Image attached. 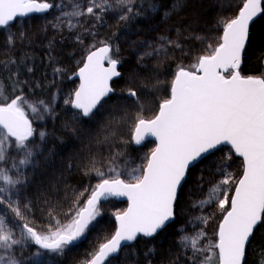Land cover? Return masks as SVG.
<instances>
[{
  "label": "trees",
  "instance_id": "obj_1",
  "mask_svg": "<svg viewBox=\"0 0 264 264\" xmlns=\"http://www.w3.org/2000/svg\"><path fill=\"white\" fill-rule=\"evenodd\" d=\"M43 1L52 5L56 2ZM244 1L137 0L133 19L124 25L117 41L118 54L113 53L112 41L101 42L110 46V55L119 61L121 77L112 82V94L88 119L71 108V97L77 88L72 76L87 53L79 49L76 36L59 24L48 27L46 16L16 20L0 30V106L22 96L51 108L53 94L61 95L53 118L45 125L49 135L39 148L25 191L31 213L25 224L38 233L48 234L58 224L71 223L97 185L94 180L89 182L91 176L101 174L116 160L134 163L140 159L143 149L148 155L151 153L155 147L153 142L148 141L141 147L133 145L138 117L154 118L162 100L170 97L175 73L180 68L194 70L191 66L201 55L207 54L200 51L203 47L197 40L203 42L216 36L214 47L218 46L224 23L237 16ZM105 24L107 29L104 25L99 27L98 35L104 33L105 37L113 33L116 23ZM192 52L186 64L180 63ZM161 54L166 56L151 62ZM263 59L264 15H260L249 29L239 69L241 75L263 76ZM56 69L60 73L54 77ZM127 76L133 77L135 96L129 94V89L120 88ZM69 132L76 137L74 141L69 138ZM223 148L189 169L174 204V219L165 229L153 238L139 237L106 264H180L188 242L182 238L196 231L201 201L208 198L210 187L219 183L215 168L228 151L227 147ZM134 168L130 165V169ZM89 184L91 189L85 194ZM232 193L233 189L229 200ZM75 203L76 211L73 210ZM98 207L100 214L88 226L95 224V230L88 233L87 228L77 243L66 246L61 253L44 252L53 256L55 264H88L100 245L111 238L115 215L124 210L126 204L107 198L101 200ZM228 209L227 204L223 215H216V225ZM261 228L264 229V222L255 229L246 253L257 244L256 233ZM92 234L96 236L94 241L90 240ZM263 245L264 237L258 242L259 249ZM36 250L31 241L17 256L30 259ZM201 256L195 254L193 259L199 262Z\"/></svg>",
  "mask_w": 264,
  "mask_h": 264
},
{
  "label": "snow or ice",
  "instance_id": "obj_2",
  "mask_svg": "<svg viewBox=\"0 0 264 264\" xmlns=\"http://www.w3.org/2000/svg\"><path fill=\"white\" fill-rule=\"evenodd\" d=\"M125 2L120 0V3ZM52 7V4L38 0H0V28L9 26L17 17ZM95 7L99 5L88 6L87 13L95 14ZM81 14L72 13L75 16ZM260 15H264V0H245L238 16L224 23L218 46L201 55L191 66L194 70L180 68L175 73L170 97L162 100L154 118L138 117L134 125L135 143L141 144L146 137H154L156 141L142 167L134 168L126 180L120 178L121 173L116 167L111 168L114 176L102 179L95 186L86 207L76 213L71 223L58 224L48 234L38 233L25 224V238L48 252L61 253L66 246L77 242L100 214L101 199L126 197L128 207L116 214L118 228L115 234L100 245L89 261V264H105L110 256L120 251L122 244L134 242L141 235L153 237L174 219V203L189 167L211 150L219 148L223 151L221 146H230L229 153L243 161V174L236 181L235 193L230 200L227 195L219 196L222 190L227 192L221 185H227L233 179L231 173L224 172L219 183L210 187L208 198L202 200L201 205L216 201L221 210L226 204L230 205L219 225L218 242L209 244L207 250L218 249L213 252L217 264H243L246 245L257 225L264 222V76L245 77L239 71L250 23ZM110 51L105 45L90 52L87 62L79 70L81 83L72 106L84 117L90 116L112 91L109 81L120 75L117 71L119 61L109 55ZM105 61L109 64L107 68ZM129 94L136 95L135 91ZM24 102V97L16 96L0 106V161L5 159L10 138L14 147L23 152L19 164L26 165L33 155L29 141L34 129L22 106ZM40 111L32 106L33 113ZM39 135L43 139L44 133ZM3 180L6 184L18 182L8 176ZM3 191L0 188V192ZM3 203L0 200V204ZM12 211L21 215L17 208ZM202 235L198 233L191 238L194 252L201 251L197 244ZM182 239L188 241L189 237ZM20 242L0 219V248L11 250ZM211 259L208 257L209 264ZM5 264L17 262L7 257Z\"/></svg>",
  "mask_w": 264,
  "mask_h": 264
},
{
  "label": "rangeland",
  "instance_id": "obj_3",
  "mask_svg": "<svg viewBox=\"0 0 264 264\" xmlns=\"http://www.w3.org/2000/svg\"><path fill=\"white\" fill-rule=\"evenodd\" d=\"M38 1L44 2L43 0ZM136 4H138L137 0H126L125 3H120V0H56V2L53 4V7L49 10L50 13L45 15V22L47 23L48 27L53 23L59 24V26H61L62 28H66L67 31L72 32V34L76 36V39L78 41L77 44L80 46L79 49H85V53L87 52L84 56V60L87 54L90 51L101 46V42L103 41H112L114 44L113 53L114 55H117L119 52V43L117 41L124 28V25H126L133 19ZM91 5H99V7L94 8L95 14H88L86 11L87 7ZM101 8H103L104 10H101ZM129 8H131L132 11H128ZM73 12H80L82 14L79 16H75L72 15ZM121 16H124L126 18L121 19ZM112 21L116 23L115 27L112 30V34H109L108 36L106 35L105 37L103 35L104 33H102L101 35L97 34V29L99 27L103 26L105 22L112 23ZM14 23H12L11 25H13ZM11 25L7 27H10ZM105 25L103 27L107 29ZM7 27L0 28V30L6 29ZM215 39L216 36L215 38L212 37L203 42L198 39V43H200L203 47L200 51L208 54L213 48H215ZM209 45H211L212 47L210 48ZM193 54L194 52L190 54V57L188 56L186 59H182L180 63L186 64L187 61L193 56ZM165 56V54L156 55L155 58L151 59V62L159 58H164ZM58 73L60 72L57 69L54 70V77H56ZM132 78L133 77L127 76L120 88H126L129 89V91H133L135 83L132 82ZM60 96L61 95L56 92L53 94L51 98L53 106L51 108H46L47 106L42 102H33L32 100L24 99L25 102L22 106L24 107L25 114L28 116L34 129V135L30 138L29 141L31 150L33 152V155L29 158V163H27L26 165L19 164V160L23 158L22 150L14 147V141L11 138L7 141L5 159L0 161V188L4 189L3 192H0V200L4 201L3 204H0V219L4 220L5 228L13 234V237L20 240L21 242L17 245H13L11 250L0 248V264H5V260L7 257H11L12 259H14L17 264H55L56 262L51 254H45L44 252L46 251L38 248V250L34 252V255L30 259L23 260L20 259L17 255L22 250L27 248L31 243V240L26 239L24 236L25 229L23 226L25 225V221H28L31 215L28 207V201L25 197V191L29 186L30 176L34 166L35 158L38 155L39 148L45 142L46 137L49 135L48 131L46 130V126L48 121L53 118L52 115L56 107L55 105ZM72 98L73 95L71 97V102ZM32 106H36L37 108L41 109V111L38 113H33ZM44 108H46L47 110L44 111ZM41 132L44 133L43 139H41L39 135ZM68 135L72 141L75 140L76 137L72 132H69ZM147 156V151L143 149L141 150L140 159L134 161V163L131 161H129L128 163V161L126 160L125 162L116 160L109 168L102 172L103 175L94 174L89 179V182L91 180H94V182L98 184L101 182L100 180L104 178H112L114 176V173L110 169L113 167H116L117 171L121 173L120 178H124L126 180L128 179V173L132 172V169H130V165L135 166V168L142 167V165L146 163ZM229 156H231V158H228ZM135 163L136 165H134ZM242 170V161L234 157L232 153H229L227 151L219 165L215 168V175L217 176V179H219V181L221 180L224 172L231 173L233 177V179L230 180L227 185H221L222 189H227V192H224L222 190L219 193V196L221 198L225 195H227L228 197L229 192L231 191V189H234L236 181H238V179L240 178ZM4 176H8L9 179L18 182L14 184H6L3 180ZM90 189L91 185L89 184L85 194ZM76 203L74 204L73 210L76 209ZM200 207L201 208L199 209L200 211L196 219V231L191 234L188 242H186L187 247L185 249V253H183L182 255L180 264H209L208 257L212 258L211 264H217V258L213 254V252H217V249L209 251L207 250V246L209 244H214L217 241L216 234L219 223L217 225L215 224L216 215L222 213V216L224 210L227 207V204L225 205L224 210H221L219 208L216 201H213L211 204L201 205ZM13 208L19 209L21 215L18 216L15 212H13ZM75 211L73 213H75ZM121 212H123V208L118 213ZM93 230H95V224L88 228V233L89 231L91 232ZM198 233H203L197 244V247L200 248L201 251L194 252L191 248V238L196 237ZM256 234L257 235L255 240L259 242V240L264 237V229H259ZM95 239L96 236L92 234L90 236V240L94 241ZM260 250L264 252V245L260 248ZM195 254L202 255V259L200 258L201 260L199 262H196L195 259H193V255ZM124 255L126 256V253Z\"/></svg>",
  "mask_w": 264,
  "mask_h": 264
},
{
  "label": "water",
  "instance_id": "obj_4",
  "mask_svg": "<svg viewBox=\"0 0 264 264\" xmlns=\"http://www.w3.org/2000/svg\"><path fill=\"white\" fill-rule=\"evenodd\" d=\"M39 2V1H38ZM245 2V1H244ZM244 4V3H243ZM242 7H243V5H242ZM242 7L240 8V10L242 9ZM49 10L50 9H48V10H46V11H44V12H40V13H31V14H28L27 16H24V17H17L16 18V20H18V19H25V18H29V17H33V16H45L48 12H49ZM239 10V11H240ZM238 14H239V12H238ZM238 14H237V16H238ZM259 17V16H258ZM258 17L256 18V19H258ZM236 18V17H235ZM255 19V20H256ZM16 20H14L13 22H10V24L9 25H11L12 23H14ZM254 20V21H255ZM252 23L253 22H251L250 23V26L252 25ZM250 26H249V29H250ZM222 34H223V32H222ZM222 34H221V36H222ZM248 41V40H247ZM220 42H221V40H220ZM246 44H247V42H246ZM105 45H101V46H99V47H97L96 49H94V50H92V51H96L97 49H99V48H101V47H104ZM107 46H109V45H107ZM110 47V46H109ZM111 49V48H110ZM92 51H90V52H92ZM244 51H245V49H244ZM244 51H243V53H242V57H243V54H244ZM90 52L88 53V54H90ZM87 54V55H88ZM110 54V53H109ZM87 57V56H86ZM86 57H85V60H84V62H83V65L80 67V68H82L83 66H84V64L87 62V60H86ZM241 64H242V62H241ZM262 66H263V68H264V59H263V62H262ZM104 67H109V64L108 63H106V61L104 62ZM240 67H241V65H240ZM80 68L74 73V75L72 76V79L73 80H76L77 81V88H76V90H75V92H74V94H73V98H72V101H74L75 100V93H76V91H78L79 90V86H80V83H81V80H80V75H79V70H80ZM119 64H117V71L120 73V71H119ZM121 77V73H120V75L119 76H115V77H113L110 81H109V86L112 88V82L113 81H115V80H117V79H119ZM245 77H247V76H245ZM175 78V77H174ZM174 80V79H173ZM112 91H113V89H112ZM112 91L107 95V96H105L102 100H101V102H100V104L99 105H97V108L101 105V103L104 101V100H106L111 94H112ZM71 108L74 110V111H78V112H80V110H78V109H75L73 106H72V102H71ZM97 108L96 109H94L93 110V113L91 114V115H93L94 114V112L97 110ZM158 113V112H157ZM82 115V114H81ZM90 115V116H91ZM90 116H88V117H84V116H82L84 119H88ZM133 135H134V132H133ZM133 135H132V142H133V145L135 146V147H141L142 145H144L146 142H148V141H150V142H153L154 144H155V146H156V141H155V138L154 137H146L145 138V140L141 143V144H136L135 143V141H134V139H133ZM221 147H227V148H230V146H221ZM217 149H214V150H211L210 151V153H207V154H205L202 158H200L197 162H195L193 165H191L190 167H189V169H191L192 167H194L195 165H197L200 161H202L203 159H205L207 156H209V155H211L212 153H214L215 151H216ZM233 154V156L234 157H236V158H238V159H240L241 161H242V158L241 157H238V156H235L234 155V153H232ZM150 155V154H149ZM242 166H243V161H242ZM189 171V170H188ZM188 173V172H187ZM242 174H243V170H242ZM242 174H241V176H240V178H242ZM186 177H187V174H186ZM239 178V179H240ZM185 180H186V178H185ZM184 180V181H185ZM184 181L182 182V185H183V183H184ZM235 187H236V185H235ZM235 187H234V190H233V193H232V196L234 195V193H235ZM180 190V189H179ZM179 190H178V193H179ZM231 196V197H232ZM108 198H110V199H112V200H114V201H117V202H123V203H125L126 204V207H125V209L123 210V212L127 209V207H128V201H127V198L126 197H116V196H110V197H108ZM231 199V198H230ZM101 200H103V199H101ZM175 204V203H174ZM84 207H86V202H85V204H84ZM83 207V208H84ZM229 209H230V205H229ZM228 209V210H229ZM173 211H174V207H173ZM122 213V212H121ZM226 214V213H225ZM224 214V215H225ZM224 217V216H223ZM173 221V219L172 220H170L168 223H167V225H169L171 222ZM222 221H223V218H222V220L220 221V223H219V225L222 223ZM166 225V226H167ZM219 225H218V229H217V234H216V236H217V241H216V243L218 242V230H219ZM165 226V227H166ZM258 226V225H257ZM165 227L163 228V229H165ZM117 228H118V222H117V220H116V216H115V231H114V233H113V235L115 234V232H116V230H117ZM163 229H161V230H159L158 231V233L160 232V231H162ZM157 233V234H158ZM157 234H155L153 237H155ZM112 235V236H113ZM111 236V237H112ZM139 237H143L142 235L141 236H138L137 237V239L139 238ZM153 237H143V238H146V239H149V238H153ZM251 238V237H250ZM81 239V238H80ZM79 239V240H80ZM111 239V238H110ZM78 240V241H79ZM77 241V242H78ZM77 242H75V243H77ZM107 242V241H106ZM105 242V243H106ZM135 242V241H134ZM134 242H131V243H124V244H122V247H121V249H120V251L117 253V254H114V255H112V256H110L106 261H105V264L109 261V260H111L112 258H114V257H116L125 247H127V246H130V245H132ZM34 243V242H33ZM34 245L38 248V249H41V248H39V246L38 245H36L35 243H34ZM247 246V245H246ZM41 250H43V251H47V250H45V249H41ZM99 250V249H98ZM98 252V251H97ZM96 252V253H97ZM217 252H218V249H217ZM89 264V263H88Z\"/></svg>",
  "mask_w": 264,
  "mask_h": 264
},
{
  "label": "flooded vegetation",
  "instance_id": "obj_5",
  "mask_svg": "<svg viewBox=\"0 0 264 264\" xmlns=\"http://www.w3.org/2000/svg\"><path fill=\"white\" fill-rule=\"evenodd\" d=\"M250 241H251V238H250ZM250 241H249L250 244L248 243L247 246H246V250H247L248 245L250 246L251 243H252ZM246 250H245V257H244L243 264H245L246 260H247L246 264H264V252H262L259 249L258 242H257V244H253V249L252 250L247 251V253H246Z\"/></svg>",
  "mask_w": 264,
  "mask_h": 264
},
{
  "label": "bare ground",
  "instance_id": "obj_6",
  "mask_svg": "<svg viewBox=\"0 0 264 264\" xmlns=\"http://www.w3.org/2000/svg\"><path fill=\"white\" fill-rule=\"evenodd\" d=\"M11 156V155H10ZM16 156V155H15ZM17 157V156H16Z\"/></svg>",
  "mask_w": 264,
  "mask_h": 264
}]
</instances>
